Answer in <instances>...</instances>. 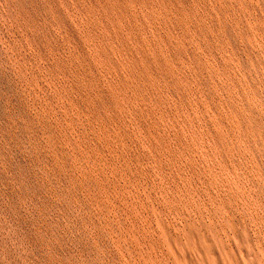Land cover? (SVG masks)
Returning <instances> with one entry per match:
<instances>
[{"label":"rangeland","instance_id":"1","mask_svg":"<svg viewBox=\"0 0 264 264\" xmlns=\"http://www.w3.org/2000/svg\"><path fill=\"white\" fill-rule=\"evenodd\" d=\"M0 264H264V0H0Z\"/></svg>","mask_w":264,"mask_h":264}]
</instances>
